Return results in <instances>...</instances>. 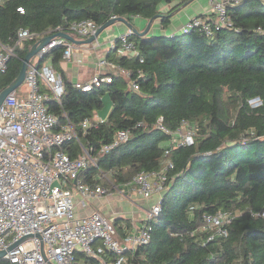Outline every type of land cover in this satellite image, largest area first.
I'll return each mask as SVG.
<instances>
[{"label": "trees", "instance_id": "16d2710c", "mask_svg": "<svg viewBox=\"0 0 264 264\" xmlns=\"http://www.w3.org/2000/svg\"><path fill=\"white\" fill-rule=\"evenodd\" d=\"M192 1L0 0V42L11 44L21 28L44 37L56 34L58 26L70 33L72 22L93 20L101 26L112 17L131 23L135 17L158 16L166 27L174 12ZM173 2L178 4L160 12L163 3ZM228 12L233 27L216 31L213 38L198 29L173 36L132 34L139 56L122 57L116 51L107 55L130 76L115 77L88 92L62 69L65 47L48 55L51 66L63 76L65 93L60 102L48 101L47 107L60 125L70 123L77 132L78 139L65 145L72 158L83 153L82 146L93 147L98 154L118 131H131L126 142L98 155L96 165L81 174L83 183L112 188L138 173L161 170L170 137L155 126L160 117L170 130L183 120L197 130L193 145L171 152L174 168L167 173L170 186L161 213L150 223L151 242L136 253L142 264H264V219L256 216L264 212V0L241 1L229 6ZM40 37L16 50L0 77V93L18 78ZM106 95L112 110L100 123L97 116ZM254 100L261 104H252ZM84 119L93 126L84 129ZM252 129L255 136L248 135L244 142ZM218 211L240 215L228 227L227 239L203 245L191 232L204 224V215ZM120 221L124 220H115L117 227ZM124 222L131 226V221ZM0 264L12 263L1 258Z\"/></svg>", "mask_w": 264, "mask_h": 264}, {"label": "built area", "instance_id": "2783aa9c", "mask_svg": "<svg viewBox=\"0 0 264 264\" xmlns=\"http://www.w3.org/2000/svg\"><path fill=\"white\" fill-rule=\"evenodd\" d=\"M241 1L211 0L210 13L191 18L185 30L198 29L213 38L216 31L233 27L228 8ZM18 11L24 13L23 8H18ZM99 28L100 25L93 20H83L70 23L68 30L75 37L89 39ZM104 31L110 34L108 28ZM53 32L56 33L53 35L67 33L60 26ZM132 34L134 32L130 29L110 39L107 55L116 51L122 57L139 56V50L130 39ZM39 37L40 34L21 28L11 44L0 42V77L7 71L16 50L25 41ZM98 37L91 44L93 50L101 47ZM57 47H65L64 60L72 59L74 44L64 37L55 36L30 62L24 82L28 97H20L16 89L0 106V251L6 252L4 258L12 264H142L136 259V253L151 242L150 223L160 215L164 194L170 186L167 173L174 168L171 152L193 145L197 130L187 120H183L175 130H170L164 125V118L160 117L155 126L170 137L161 170L138 173L123 186L112 188L101 183L95 186L83 183L81 174L91 164L96 165L98 155L109 153L126 142L131 131H118L113 142L103 145L98 154L93 147L87 149L82 146L83 153L76 158L71 157L65 145L78 139L77 132L70 123L60 125L59 117L50 113L47 107L48 101L55 99L60 102L65 93L63 76L51 66V57L48 56ZM105 68L109 69L108 72L103 71ZM96 69L90 82L76 83L80 90L88 92L111 83L115 77L130 76L129 71L107 57L99 59ZM40 83L48 91H42ZM131 85L139 90L136 81ZM251 103L261 104L259 100ZM106 120L97 117L100 123ZM81 125L89 129L93 123L84 119ZM248 135L254 137V129L247 131L244 142L248 141ZM94 179L100 180L101 177ZM115 192L129 200L134 193L148 200L156 197L144 209L141 225H125L122 233L114 221L99 210H94L87 217L77 215L78 203L84 205L89 199H101ZM239 215L240 212L234 211L206 214L204 224L192 231L191 236L197 237L203 245L217 238L227 239L228 227ZM256 216L264 219V212Z\"/></svg>", "mask_w": 264, "mask_h": 264}, {"label": "crops", "instance_id": "0c3cea01", "mask_svg": "<svg viewBox=\"0 0 264 264\" xmlns=\"http://www.w3.org/2000/svg\"><path fill=\"white\" fill-rule=\"evenodd\" d=\"M194 2L196 4L193 5L192 9L191 8H189L188 10L185 9V11L178 10L181 12V22H180L181 24H178V21H173V23L170 25L169 28L163 27L161 24V18H157L156 20L153 21L152 26L150 28V30H151L153 27L152 34L151 35L147 34L146 36H173V35H180V34L187 32L185 30V25L191 18H193L195 16L209 14L211 11V0H194L191 3H194ZM190 4H188V5H190ZM160 12H161V8H160ZM131 24L135 28L142 31V30H144V27L146 26L147 22H146V20H144L141 17H135L131 21ZM114 26H113L114 27L113 29L111 28V30H109L110 34L106 35V37H104L102 39L101 47H99L96 50L92 49V45H91L92 43L84 42L87 39L78 38V37L74 36L77 41H82V42H78V43L72 42L74 44V51H73L72 59L70 61L65 60L61 64V67H62V65H64V63H65L66 67H68V71L70 73L73 72L77 75V80L74 81V80H72V78L70 76H68L66 74L67 77L71 81H73L74 83L81 82V80H84V79L87 81V79H88L87 77H90L89 74H90L91 70L87 76L83 77L87 73H84L82 70H79L77 64H83L86 62L95 61L96 65H97L99 59H103V58L107 57V51H108L107 43L109 42V40L112 38H116V37H118L124 33H127L130 30L127 27V25H125L124 23H117V24L115 23ZM104 39H106L107 41H104ZM108 70H109L108 68H105L106 72H108ZM76 71H77V73H76ZM58 72L61 73L60 71H58ZM65 73H66V71H65ZM40 85H41V88L45 87L43 83H40ZM108 115L109 114H107V116H97V117H102V118L107 119ZM132 195L137 196L138 194L134 193ZM123 198L124 197H122L120 194L115 192V193H111L110 195L105 196L101 199H89L87 202H85L84 205H81L80 203H78V200H79L78 199V200H76V202L78 203L77 208H76V213H77V210L80 212H85L88 210L87 213H91L94 210H99L100 212H102L100 210V207L105 205L111 211V213L109 214V216H111L110 217L111 220H113L114 222L118 218L122 219L124 221L129 220V221H131V226H132L134 223H138L140 221V217H141L140 215L144 214V209L148 208L152 204L151 201L149 202V200H146L143 198L145 201L144 204L136 205L135 210H138V211H134V212H132L133 213L132 214L130 212L124 211L122 208H118L121 201L126 200ZM155 198L156 197H153L154 200H155ZM93 202H94L95 208L92 205ZM149 203H151V204L149 205ZM95 205H97V207ZM102 213H105V212H102ZM125 215H127V216L130 215L131 217H127Z\"/></svg>", "mask_w": 264, "mask_h": 264}, {"label": "rangeland", "instance_id": "374dc122", "mask_svg": "<svg viewBox=\"0 0 264 264\" xmlns=\"http://www.w3.org/2000/svg\"><path fill=\"white\" fill-rule=\"evenodd\" d=\"M194 1V0H193ZM191 3V2H190ZM190 3H188V4H190ZM178 4V2H173V3H171V4H166V3H163L161 6H160V8H161V13H167L171 8H173L174 6H176ZM187 4V5H188ZM196 3L194 2V3H191L190 5H183V6H181L180 8H178L175 12H174V14H173V16H172V19H171V22L166 26V27H170V25L173 23V21H178V24H181L180 22H181V12L180 11H178V10H183V11H185V9H189V8H193V5H195ZM182 11V12H183ZM144 19V18H143ZM144 20H146V22H147V24H146V26L144 27V30H145V28L147 27V25H148V23H149V20H147V19H144ZM117 23H121V22H116V24ZM114 26V25H113ZM113 26H110V27H108V29L109 30H111V28L113 29L114 27ZM139 30V29H138ZM152 30H153V27H152V29L149 31V35H151L152 34ZM140 31V30H139ZM143 31V30H142ZM106 31H103L100 35H99V37H98V41L101 43L102 42V39L104 38V37H106ZM104 41H107L106 39H104ZM107 46H108V48H109V44L107 43ZM35 62V61H34ZM77 66H78V68H79V70H82L84 73H87L86 75H84L83 77H85V76H87L88 74H89V72H90V70H91V72H90V77H87L88 79H87V81L84 79V80H81V83H87V82H90V80H91V78H92V76L94 75V73L96 72V62L95 61H90V62H86V63H83V64H77ZM62 68L66 71V74L68 75V76H70L71 78H72V80H74V81H76L77 80V75L75 74V73H70L69 71H68V67H66V64L64 63V65H62ZM93 70V71H92ZM103 71H105V69L103 70ZM76 73H77V71H76ZM42 91H44V92H46V91H48L45 87H42ZM17 92H18V95L21 97H28V93H29V91L27 90V85L25 84V83H23L20 87H18V89H17ZM104 103H105V105H104V107H103V109H101L99 112H98V116H107V114H110L111 113V110H112V104H111V101H110V99H109V96L108 95H106L105 96V98H104ZM109 116V115H108ZM123 199H126V200H123V201H121V203L119 204V206H118V208H122L124 211H126V212H130V213H132V212H134V211H138V210H135L136 209V205H139V204H144V199H143V197H141L140 195H137V196H135V195H132L131 197H130V200L128 199L127 200V198H123ZM146 200H148V199H146ZM151 201V203H153L154 202V199H153V197L152 198H150L149 199V202ZM151 203H149V205L151 204ZM92 205H93V207H94V202L92 203ZM96 207H97V205H95ZM100 207V206H99ZM98 207V208H99ZM95 208V207H94ZM106 209V210H105ZM121 209V210H122ZM126 209V210H125ZM100 210L102 211V212H105V213H103V214H105V216H107L109 219H110V217L111 216H109V214L111 213V211H110V209H108V207H106L105 205L104 206H102V207H100ZM120 210V211H121ZM88 212V210L87 211H85V212H80V211H78L77 210V215L78 216H80V217H87V216H89L91 213H87ZM122 212V211H121ZM133 214V213H132ZM125 216H127V215H125ZM141 217H140V221L138 222V224L139 225H141L142 224V221L144 220V217H145V215L143 214V215H140ZM127 217H131L130 215H128ZM125 225H126V223L124 222V221H120L119 223H118V227H122V228H124L125 227Z\"/></svg>", "mask_w": 264, "mask_h": 264}, {"label": "water", "instance_id": "95a60500", "mask_svg": "<svg viewBox=\"0 0 264 264\" xmlns=\"http://www.w3.org/2000/svg\"><path fill=\"white\" fill-rule=\"evenodd\" d=\"M242 2H245V0H242ZM190 3V2H189ZM187 5V4H185ZM158 18V16L153 17L151 20H149V23L147 25V27L145 28V30L143 31H139L137 28H135L131 23H129V21L126 18H112L110 19L107 23L103 24L100 26L98 32L96 33L95 36L87 39L86 43H92L93 41L96 40V38L108 27L113 26L116 22H121L124 23L125 25H127V27L131 30H133L134 33L140 35V36H146L149 31L150 28L152 26V23L154 20H156ZM55 36H61L66 38L67 40H69L70 42H82V41H77L76 38L74 36H72L71 34L62 32V33H58L57 35H48L43 37L42 39H40L27 53L24 62H23V66L21 69V72L18 76V78L10 85L8 86L6 89H4L1 93H0V106L3 103V101L5 100V98L12 93L13 91H15L16 89H18V87H20L24 82H25V77L27 74V70L28 67L30 65L31 60L36 56L37 52L41 49V47H43L44 45L48 44L51 42V40L55 37ZM15 246V245H14ZM6 255L5 251H0V259L4 258Z\"/></svg>", "mask_w": 264, "mask_h": 264}]
</instances>
